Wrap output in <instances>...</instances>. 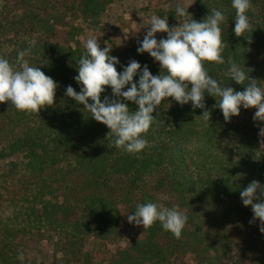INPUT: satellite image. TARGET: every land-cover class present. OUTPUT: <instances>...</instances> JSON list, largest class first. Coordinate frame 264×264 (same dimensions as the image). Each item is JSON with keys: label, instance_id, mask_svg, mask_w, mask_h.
Wrapping results in <instances>:
<instances>
[{"label": "trees", "instance_id": "trees-1", "mask_svg": "<svg viewBox=\"0 0 264 264\" xmlns=\"http://www.w3.org/2000/svg\"><path fill=\"white\" fill-rule=\"evenodd\" d=\"M123 1L0 0V56L14 62L18 51L31 48L25 59L58 84L54 106L39 113L0 104V264H16L20 250H36L44 242L62 254L56 264H187L188 258L195 264H227L238 257L235 264L242 259L264 264V233L240 197L254 180L264 186L259 131L239 123L241 115L256 109L241 108L226 122L207 93L205 109L169 98L153 113L148 147L129 154L112 145L107 126L65 95L69 85L80 91L74 77L85 53V32L105 31L103 17ZM251 5V31L243 37L232 30L231 0H194L183 17L200 22L212 9L223 12L225 63L206 61L205 68L221 86L241 92L244 85L226 75L229 58L264 86V0ZM106 42L99 44L112 48L118 72L136 60L141 70L146 65L161 75L158 62L137 53L138 40L119 50ZM138 79L139 73L133 82ZM105 95L112 98L111 88L101 100ZM122 102L130 111L138 109ZM205 110L209 121L200 117ZM147 202L185 213L181 238L159 223L146 231L128 223L126 216ZM132 230L136 235L127 240ZM109 246L115 253L102 260L98 253Z\"/></svg>", "mask_w": 264, "mask_h": 264}, {"label": "clouds", "instance_id": "clouds-1", "mask_svg": "<svg viewBox=\"0 0 264 264\" xmlns=\"http://www.w3.org/2000/svg\"><path fill=\"white\" fill-rule=\"evenodd\" d=\"M231 7L235 10L232 30L237 37H243L251 31L248 16L251 0H231ZM175 12L181 18L189 15L179 5ZM226 20L222 11L212 9L200 22L191 19L170 27L168 17L152 14L145 35L138 42L137 53H147L159 63V76H154L146 65L141 70L136 60H130L118 72L116 65L120 61L110 54L112 48H101L97 39L89 38L83 42L85 53L78 60V75L74 77L80 91L69 85L65 95L83 105L92 119L107 126L112 145L129 154L140 153L148 147L145 137L155 122L153 113L169 98L182 106L190 103L193 110L205 109L207 93L216 99L215 107L226 122L239 116L241 108L256 109L254 121L264 122V86L251 79L231 58L227 61L226 75L236 84L244 85L242 92L221 86L205 68L206 61L225 63L221 25ZM157 33H166L167 38L158 41ZM30 54L31 48L20 50L14 62L0 56V104L10 103L17 111L39 113L54 106L58 84L39 66L30 65L25 59ZM138 73V82H133ZM245 81H248L246 85ZM106 88H111L112 98L105 95L101 100ZM121 98L133 102L138 109L130 111ZM200 117L209 121L210 113L205 110ZM258 135L264 138V127ZM240 197L245 207H251L253 221L259 222V230L264 233V186L254 180L240 190ZM126 217L129 224L142 226L145 231L159 223L177 239L188 222L178 206L168 208L155 202L137 204L135 211Z\"/></svg>", "mask_w": 264, "mask_h": 264}, {"label": "rangeland", "instance_id": "rangeland-1", "mask_svg": "<svg viewBox=\"0 0 264 264\" xmlns=\"http://www.w3.org/2000/svg\"><path fill=\"white\" fill-rule=\"evenodd\" d=\"M182 6L185 11L194 8V0H166L165 2H150L148 0H125L112 6L111 10L102 19V25L105 31L95 33L87 30L82 37V41L89 38H95L98 43L106 40L108 45L115 49H122L131 39L142 40L147 27H149V20L152 14L161 18L168 17L170 27L179 26L184 19L176 15L175 9L177 6ZM144 21V22H143ZM166 39V33H157L156 39ZM254 112L243 114L239 118V123L242 125L255 126L258 131L264 127V122L254 121ZM264 141V138H261ZM264 149V145H262ZM136 235V230L129 231L127 240ZM108 251L102 250L98 256L102 260L109 257V253H115V248L109 246ZM23 257V259H20ZM62 258V254L55 252L53 246L47 242L42 243L36 250H20L16 264H56L57 260ZM235 261H230L227 264H235ZM241 260V259H239ZM187 264H195L191 259H187ZM241 264H247V259H242Z\"/></svg>", "mask_w": 264, "mask_h": 264}]
</instances>
